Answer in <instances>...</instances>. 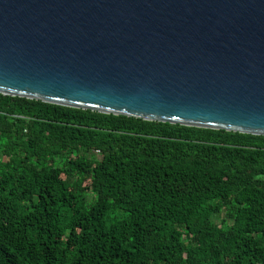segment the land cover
Masks as SVG:
<instances>
[{"label": "trees", "instance_id": "trees-1", "mask_svg": "<svg viewBox=\"0 0 264 264\" xmlns=\"http://www.w3.org/2000/svg\"><path fill=\"white\" fill-rule=\"evenodd\" d=\"M0 264H264V136L0 94Z\"/></svg>", "mask_w": 264, "mask_h": 264}, {"label": "water", "instance_id": "water-1", "mask_svg": "<svg viewBox=\"0 0 264 264\" xmlns=\"http://www.w3.org/2000/svg\"><path fill=\"white\" fill-rule=\"evenodd\" d=\"M0 94L264 136V0H0Z\"/></svg>", "mask_w": 264, "mask_h": 264}, {"label": "built area", "instance_id": "built-area-1", "mask_svg": "<svg viewBox=\"0 0 264 264\" xmlns=\"http://www.w3.org/2000/svg\"><path fill=\"white\" fill-rule=\"evenodd\" d=\"M93 153H94V154H97V155L99 154V152H98L97 150H95Z\"/></svg>", "mask_w": 264, "mask_h": 264}, {"label": "rangeland", "instance_id": "rangeland-1", "mask_svg": "<svg viewBox=\"0 0 264 264\" xmlns=\"http://www.w3.org/2000/svg\"><path fill=\"white\" fill-rule=\"evenodd\" d=\"M220 216V215H219Z\"/></svg>", "mask_w": 264, "mask_h": 264}]
</instances>
